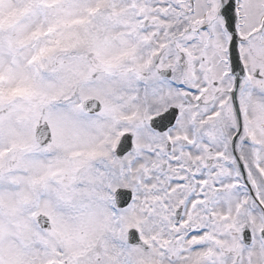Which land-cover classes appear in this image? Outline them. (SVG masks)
Instances as JSON below:
<instances>
[{
    "label": "snow or ice",
    "instance_id": "1",
    "mask_svg": "<svg viewBox=\"0 0 264 264\" xmlns=\"http://www.w3.org/2000/svg\"><path fill=\"white\" fill-rule=\"evenodd\" d=\"M0 264H264V0H0Z\"/></svg>",
    "mask_w": 264,
    "mask_h": 264
}]
</instances>
